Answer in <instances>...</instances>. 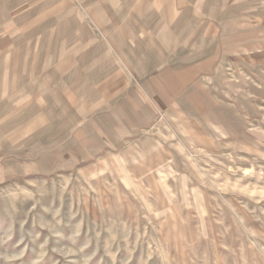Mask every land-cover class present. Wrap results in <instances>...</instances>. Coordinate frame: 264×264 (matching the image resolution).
Returning a JSON list of instances; mask_svg holds the SVG:
<instances>
[{
	"label": "rangeland",
	"instance_id": "obj_1",
	"mask_svg": "<svg viewBox=\"0 0 264 264\" xmlns=\"http://www.w3.org/2000/svg\"><path fill=\"white\" fill-rule=\"evenodd\" d=\"M83 13L129 68L112 30ZM62 24L58 34L69 37L62 28L70 21ZM137 41L149 54L147 40ZM255 72L258 84L233 73L250 91L234 98L232 119L243 117V128L233 136L221 127L222 136L207 137L188 129L182 140L158 123L157 110L160 120L140 139L53 176L27 172L46 156L34 149L53 153V140L25 137L23 122H0V159H9L0 161V264H264V66ZM11 105L5 119L18 109ZM50 157L53 168L68 165L61 153Z\"/></svg>",
	"mask_w": 264,
	"mask_h": 264
},
{
	"label": "crops",
	"instance_id": "obj_2",
	"mask_svg": "<svg viewBox=\"0 0 264 264\" xmlns=\"http://www.w3.org/2000/svg\"><path fill=\"white\" fill-rule=\"evenodd\" d=\"M84 8L106 34L112 30L129 68L113 58ZM66 20L69 37L58 34ZM251 22L257 28L246 31ZM137 36L149 54L136 48ZM262 36L264 0H0V122H23L32 133L25 137L53 140V153L34 149L46 156L27 171L43 177L122 150L160 120L157 110L158 123L182 140L188 129L207 137L222 136L221 127L233 136L243 128V117L232 119L235 101L250 94L233 73L260 82ZM11 102L18 109L5 119ZM58 153L68 165L53 168L50 154Z\"/></svg>",
	"mask_w": 264,
	"mask_h": 264
}]
</instances>
